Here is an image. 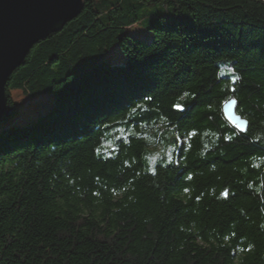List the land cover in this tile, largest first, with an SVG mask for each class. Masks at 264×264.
Returning <instances> with one entry per match:
<instances>
[{
  "label": "trees",
  "instance_id": "1",
  "mask_svg": "<svg viewBox=\"0 0 264 264\" xmlns=\"http://www.w3.org/2000/svg\"><path fill=\"white\" fill-rule=\"evenodd\" d=\"M82 1L6 83L0 264H264V0Z\"/></svg>",
  "mask_w": 264,
  "mask_h": 264
},
{
  "label": "water",
  "instance_id": "2",
  "mask_svg": "<svg viewBox=\"0 0 264 264\" xmlns=\"http://www.w3.org/2000/svg\"><path fill=\"white\" fill-rule=\"evenodd\" d=\"M82 0H0V120L7 110L6 83L33 45L59 32L79 15ZM236 102L224 103L225 120L240 132L247 123L235 113Z\"/></svg>",
  "mask_w": 264,
  "mask_h": 264
},
{
  "label": "rangeland",
  "instance_id": "3",
  "mask_svg": "<svg viewBox=\"0 0 264 264\" xmlns=\"http://www.w3.org/2000/svg\"><path fill=\"white\" fill-rule=\"evenodd\" d=\"M126 32L141 38H147L150 34L140 25H133L126 29Z\"/></svg>",
  "mask_w": 264,
  "mask_h": 264
}]
</instances>
